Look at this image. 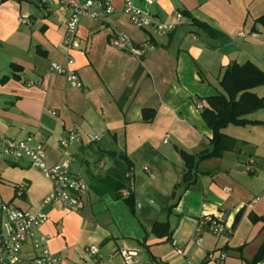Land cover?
Returning <instances> with one entry per match:
<instances>
[{"label":"crops","instance_id":"0c3cea01","mask_svg":"<svg viewBox=\"0 0 264 264\" xmlns=\"http://www.w3.org/2000/svg\"><path fill=\"white\" fill-rule=\"evenodd\" d=\"M134 2L164 23L177 25L179 14L183 21L169 35L152 37L132 26L116 0L114 15L81 22L79 45L69 50L64 37L71 9L53 0H0V138L34 135L47 147L48 166L66 159L61 140L69 128L85 135L105 132L106 142L99 148L85 141L68 151L72 173L89 185L79 212L42 207L52 183L28 160H0V195L5 200L11 190L8 202L18 198L16 207L49 216L39 234L66 264H99L81 261L92 245L100 248L101 264H122L110 258L121 249L137 250L136 264H219L209 257L221 253L226 254L223 264H252L264 243L263 223L251 220L264 217V125L253 127L259 134L247 140L227 128L237 147L221 159L197 158L188 183L181 151L199 157L211 150L212 131L197 105L220 91L226 68L252 62L264 71V30L259 25L253 30L264 15V0ZM21 16H29L32 26L20 25ZM193 19L206 22L219 37ZM115 35L128 37L146 55L138 58L115 48ZM53 63L76 72L84 89H72L65 78L50 74ZM12 65L23 69L21 80L13 79ZM255 92L264 98V86ZM254 116L264 122V109L249 118ZM124 157L134 177L120 185L122 191L131 188L133 196H101L95 191L98 178ZM250 159L255 161L252 173L244 169ZM19 187L23 197H16ZM207 216H223L231 233L215 237L204 231L197 246L198 223ZM156 223H167L171 237L154 235Z\"/></svg>","mask_w":264,"mask_h":264},{"label":"built area","instance_id":"2783aa9c","mask_svg":"<svg viewBox=\"0 0 264 264\" xmlns=\"http://www.w3.org/2000/svg\"><path fill=\"white\" fill-rule=\"evenodd\" d=\"M58 5L71 9L72 13L67 22V30L64 37V45L71 50L79 45L78 28L84 19L100 20L115 14L116 0H53ZM123 4V13L128 17L132 26L141 31L148 32L152 37H165L175 31L177 25L183 21V15L179 14L177 25L162 22L157 16L146 10L138 8L134 0H119ZM147 4H152L153 0H145ZM18 22L22 26L31 27L32 21L29 16H21ZM246 37L245 33L240 34ZM255 37V35H253ZM111 44L115 48L129 52L135 57L143 58L145 50L124 35H115L111 38ZM68 65L74 64L71 56L67 58ZM50 74L63 77L72 89L83 90L85 87L81 77L66 66L53 63L50 66ZM28 83V86H33ZM199 110L203 104L198 103ZM52 115L57 116L56 112ZM102 135L83 134L77 128L67 129L65 136L61 140V147L65 152L66 159L54 166L47 164V147L41 142H37L34 135L30 134L23 140L10 137L0 138V160L21 162L28 160L31 165L39 170L43 176L52 183V192L43 200L42 207L58 205L72 212H79L82 201L89 189L87 180L83 176L72 173V160L69 149L75 145L97 144L102 141ZM167 142V140H166ZM255 161L250 159L244 164V169L248 173L254 170ZM145 172L150 178L154 174L149 168ZM134 171L127 174V178L132 182ZM25 190L23 187L16 189V197H23ZM128 189L122 191V196H129ZM49 216L44 212H33L18 208L13 202H6L0 195V264H66L65 258L60 254L53 253L48 247V238L39 234L40 229L48 222ZM204 231L215 236H229L231 232L223 216H207L199 220L194 241L197 246L203 244ZM100 248L96 245L88 247L81 255L82 263L89 261L101 264L99 261ZM138 251L134 249H121L112 254L110 258H119L122 264H136ZM210 260L223 264L226 254L221 253L220 257L214 255ZM264 264V261L258 263Z\"/></svg>","mask_w":264,"mask_h":264},{"label":"trees","instance_id":"16d2710c","mask_svg":"<svg viewBox=\"0 0 264 264\" xmlns=\"http://www.w3.org/2000/svg\"><path fill=\"white\" fill-rule=\"evenodd\" d=\"M183 14L187 13L184 12ZM193 23L211 36L219 37L220 35L219 31L213 29L206 22L193 19ZM256 25L261 26L264 30V15L255 20L253 30L256 29ZM11 68L14 70L13 79L21 80L18 73H21L23 69L15 65H12ZM5 80H8V78ZM263 86L264 71L252 62L244 64L233 63L226 68L220 82L222 92L218 91L204 98L202 102L203 108L201 111L203 120L212 131V138L210 140L211 150L202 153L199 157L181 151V156L187 167V173L184 177L185 183L190 182L193 177L197 158L199 162L210 159H221L226 153L233 151L237 147L239 141L226 133L227 128L230 126L264 125L262 121L249 118L250 115L264 109V98L259 97L255 92L256 89ZM131 170H133V166L126 157L116 160L114 167L105 176L98 178L95 191L101 196L112 192L118 198H122L123 186L120 184L124 181L131 182L127 178V174ZM128 190L130 191L129 197L131 198L133 196L132 189L129 188ZM251 220L253 223H263L264 229V217L253 215ZM152 233L158 238L171 237L170 228L167 223H156ZM262 261H264V243L258 250L252 264H258Z\"/></svg>","mask_w":264,"mask_h":264},{"label":"rangeland","instance_id":"374dc122","mask_svg":"<svg viewBox=\"0 0 264 264\" xmlns=\"http://www.w3.org/2000/svg\"><path fill=\"white\" fill-rule=\"evenodd\" d=\"M7 72H10V71L7 69ZM217 88L222 92V89L220 88V86H218ZM256 118L257 117H255V116L252 117V119H256ZM253 127H255V126H246V127H242V126H232L230 129H237L238 132H236V135L237 136H240V138H242L243 140H247L250 136L255 135V134H259V133H256L255 130H253ZM262 129H263L262 131H264V128H262ZM229 133H231V132L228 131L227 134H229ZM105 143H106L105 141H103V142L101 141L100 143H97V144H94V145H96L99 148H104L105 147ZM8 192H11V190H9ZM8 192L6 193V197H5L6 202H8L10 200L9 199V196H8ZM14 204L16 206H20L21 205L20 199L17 198L15 200Z\"/></svg>","mask_w":264,"mask_h":264},{"label":"water","instance_id":"95a60500","mask_svg":"<svg viewBox=\"0 0 264 264\" xmlns=\"http://www.w3.org/2000/svg\"><path fill=\"white\" fill-rule=\"evenodd\" d=\"M110 156H112V157H116L117 154H116V153H110Z\"/></svg>","mask_w":264,"mask_h":264}]
</instances>
